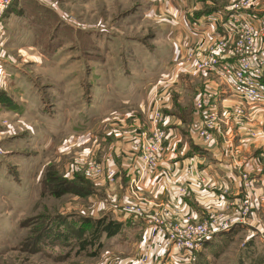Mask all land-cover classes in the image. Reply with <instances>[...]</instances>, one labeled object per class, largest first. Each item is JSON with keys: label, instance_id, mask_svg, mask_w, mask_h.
<instances>
[{"label": "rangeland", "instance_id": "374dc122", "mask_svg": "<svg viewBox=\"0 0 264 264\" xmlns=\"http://www.w3.org/2000/svg\"><path fill=\"white\" fill-rule=\"evenodd\" d=\"M178 1L184 4L183 12L174 8ZM24 4L37 7L30 17L24 12L19 17L24 42L14 52L31 79L30 90L20 92L28 103L16 104L0 90L16 104L15 109L0 106V264H177L172 261H177L173 244L180 242L190 225L204 221L235 225L204 241L199 251L191 254L190 264L195 255L200 264H264V216L261 224L252 218L255 177L247 166L253 157L233 151L242 147L240 142L232 144L236 138L251 143L263 139L264 131L253 126L258 118L264 119V104H249L229 94L218 75L202 66L215 50L212 44L219 38L211 36H218L216 32L207 41L196 39L189 44L179 43L169 34L170 28L184 24L189 17L220 26L231 8L246 10L244 15L247 12L254 18L264 15V0H20L23 9ZM210 8L218 10L195 16ZM43 13L50 14L45 15L47 23L40 21ZM31 16L45 32L38 35ZM65 29L69 30L66 34ZM261 38L253 39L255 47L257 41L264 48ZM227 40V47L235 51L238 39ZM47 46L49 54L43 50ZM178 51L184 59L172 63L173 53ZM230 60H226L229 65L233 64ZM167 69L175 70L176 77L185 82L191 78L200 81L202 87L206 85L194 102L192 93L181 91L179 107L171 109L181 115L184 129L190 122L189 114L195 111L198 121L194 132L208 149L221 142L227 145L226 164L238 176L243 191L238 209L229 207L232 218L224 200L214 203L196 220L185 203L178 201L173 207L150 202L141 184L132 185L131 178L127 182L122 172L118 177L114 170V182L107 180L105 168L112 167L107 151L114 133L137 132L130 140L139 138L134 144L139 154L138 142L149 130L152 109L159 106L162 111L157 94L147 100V90ZM207 96L209 104L197 108V102ZM231 125L241 137L234 134ZM222 127L227 130L222 132ZM204 131L211 134V139L200 136ZM84 134L89 137L82 139ZM103 158L106 160L101 161ZM259 158L254 162L264 165V153ZM93 166L100 172L93 171ZM157 169L158 164L151 176ZM188 172H182L184 185L175 189L179 198L188 196L191 190L203 193L198 197L209 194L213 185L204 171L197 170L200 183L191 180ZM115 180H119L122 199L124 195L128 200H119L116 206L131 211L130 215L147 214L153 219L150 231L141 233L133 226L129 227L135 228L133 233L131 229L125 235L120 231V244L125 246L112 244L118 235H92L93 229L85 225L86 221H116L107 213L108 204L98 201L104 196L108 202L115 201ZM83 225L86 229L78 235ZM127 226L122 225V229ZM57 229L58 237L51 244L47 238L42 241H47L42 249H36L35 240ZM99 237L102 245L98 248ZM83 240L85 248L81 251ZM156 241L158 248L152 252ZM205 242L208 245L204 246Z\"/></svg>", "mask_w": 264, "mask_h": 264}, {"label": "crops", "instance_id": "0c3cea01", "mask_svg": "<svg viewBox=\"0 0 264 264\" xmlns=\"http://www.w3.org/2000/svg\"><path fill=\"white\" fill-rule=\"evenodd\" d=\"M183 6L184 4L178 1V4H176L174 8H176L177 12H183ZM22 11L24 12V9L20 6V0H14L12 5L6 11L0 12V90H4L6 93H8L16 104L28 103L26 96L23 100V94L20 92L22 89H24V91L28 90V88H30L29 82L31 83V79L28 77V75H26V70H24L20 64L22 63L20 62L21 59H19V57L14 53L15 50L18 51V49H20V44L24 42L23 37L21 36L23 34L22 29H24V27L19 21V17L24 15V13H21ZM168 11L175 13V9L172 8H168ZM186 11H189V9ZM19 23L21 26H19ZM177 26L178 25H175L176 28H170L171 31L169 34L171 37H177L176 40L179 43L183 41L189 44L196 39L207 41L209 36L215 32L216 34L218 33V26L216 24L210 26L208 22L196 20L193 17H189L187 22L181 24L178 27ZM200 31H206L207 33L205 32L200 35ZM28 45L29 42L25 46ZM182 59H184V54L178 51L173 53L171 62L175 63L176 61ZM230 62H232V60H230ZM144 71L146 72V70ZM174 72L175 70L167 69L159 73V76L157 75L159 77L157 83L150 85L147 90V100H149L151 96L153 97L154 94H157L162 107V114L164 116V125L166 127L167 135L163 142L162 150L159 154L158 169L153 176L146 177L140 182L142 189L141 191L150 202L158 204L166 203L168 205L172 204L173 207L179 204L178 201L181 202V204L185 203L188 209L191 210V213L196 220H200V218L203 217L205 213H207L208 208L213 207L214 203L224 200L226 203L225 206L227 207L226 211L227 213H231L229 217L232 218L234 216L232 214L234 213L229 210V207H231V209L234 207L238 209L239 204L243 200L241 199L243 191L241 184L239 183L238 176H235L231 168L226 164L225 157L229 156L226 154V150L228 151L227 145L221 142L217 147H213L211 149H208L206 146L202 145L201 139L198 138L196 132H194L198 121L195 111L194 113L189 114L190 122L187 124V129H184V120L181 119L179 112H177L178 115L174 114L171 107H179L177 99L179 98V93L181 91L192 93V101L194 102L200 93L199 90L202 87V83L200 81L196 82L191 78H188V81L186 80L185 82L184 79H179L176 77ZM178 76L181 78L184 77L182 74ZM219 79H221L220 81L227 87L229 91V88L223 81V78L219 77ZM31 94L32 93H30V95ZM232 95L234 96V94ZM127 115L130 114H126V116ZM148 122V125L150 126V121L148 120ZM253 127L264 131V119L261 121V118H258ZM229 128L234 132V134H236V136L241 137L239 135L240 133H235L233 125H231ZM222 129V132L227 130V128L224 127H222ZM263 134L264 132H262L263 139L259 138L254 143L247 142L244 138H236L233 143V139L229 140L234 145L239 142L242 144V147L237 146L233 148L234 152L240 154L242 153L243 155L247 154L248 156L253 157L252 162L250 161V164L247 166L251 172V175L255 177L253 179L255 185H253L252 188L255 211H252V218L260 224L263 222L262 217L264 216V173H261L260 170H264V165H261L258 161L257 163L254 162V158H259V155L264 153ZM230 135H232V133ZM136 136L137 132L131 133L129 131L128 133H125L120 132L119 130V132L116 131L114 133L112 141L108 145V163L112 165V168L115 170V173H117L118 177H121V174L118 173L122 172V176L123 178L126 176L125 178L127 179H124L127 182L129 178L135 175V168L137 169L139 164L138 155L134 148V144H136L139 138L137 140L135 139L136 141L132 139L134 142L130 140ZM214 136L216 137L215 132ZM86 137L89 136L84 134L82 139ZM104 160L106 159L103 158L101 161ZM258 160H260V158ZM186 170L189 171L188 173H190L191 180H194L195 182L196 179H198L197 174H199L197 173V170L204 171L203 173H205L207 176V181H210L213 185V189L210 190L209 194L204 192L206 196L198 197L203 193L198 194L197 191L191 190L188 192V196L179 198L180 195L176 193L175 189L179 185H184V183L181 181V176L182 172ZM237 171L238 169H236V172ZM123 178H121L122 181ZM118 181H116L113 189L114 196L112 198H114L115 201L109 199V196H106L107 199L110 200L109 202L108 200H105V196L103 198H99L98 201L108 204L109 209L107 213L111 214L116 221L122 223L123 225H128V228L121 230L124 235L128 229H131L129 228L131 226L136 227L137 231L141 233L150 231L149 229L151 227L147 214H141L139 216L130 215L132 214L131 211H124L121 206H116V204L121 201H128L125 199L124 195V198L122 199L123 193L121 192V186ZM121 185L124 184L121 182ZM125 185L123 188H125ZM150 186L151 191L149 192ZM134 229H131L132 233L134 232ZM119 234L113 239L112 244L118 246L127 245L120 244L122 239L121 234ZM258 239L263 242L262 239ZM158 245L159 244L156 241L153 244L154 248H152V252L158 248ZM162 255L163 252L161 249L159 259Z\"/></svg>", "mask_w": 264, "mask_h": 264}, {"label": "built area", "instance_id": "2783aa9c", "mask_svg": "<svg viewBox=\"0 0 264 264\" xmlns=\"http://www.w3.org/2000/svg\"><path fill=\"white\" fill-rule=\"evenodd\" d=\"M14 0H0V12L6 11ZM232 14L241 15L240 18L235 19L231 23L221 20L220 30L223 32H229L228 37H234L238 39L236 43L238 46L235 51L230 50L227 47V38L218 37L219 40L212 44L215 49L208 55V59L205 63H201L205 66L211 74L223 75L225 79L223 81L227 84L229 92L234 95L240 96L249 104L264 103V86L259 81L262 70L264 68V48L263 46L255 43L253 39L261 35V42L264 43V15L252 17V14H245L241 8L230 9ZM218 17V15H217ZM259 19V21H257ZM255 29L244 30L245 26L254 25ZM239 31V33L233 34L232 32ZM241 32V33H240ZM226 41V42H225ZM231 59L233 64L229 65L226 60ZM210 102L209 97H205L204 100L197 102V108H202L204 105H208ZM150 116L149 130L143 134L141 140L138 142V168H135V175L131 177L130 183L132 185H139L140 182L151 176L158 164L159 154L162 150L163 142L166 138L167 132L164 125V116L159 106L152 109ZM211 128V127H208ZM201 137L205 139H211V134L207 131L199 133ZM104 168V167H103ZM92 170L96 173L100 172L98 166H93ZM107 174V180L109 183L114 182L112 175L114 169L107 166L105 168ZM202 178L196 179V182L200 183ZM138 215V214H135ZM153 219H149V223L152 226ZM235 224H218L215 221L202 222L190 225L186 231L181 234L180 242L173 244L175 257L177 264H190L191 254L199 251L205 240H208L210 236L219 231H227Z\"/></svg>", "mask_w": 264, "mask_h": 264}, {"label": "trees", "instance_id": "16d2710c", "mask_svg": "<svg viewBox=\"0 0 264 264\" xmlns=\"http://www.w3.org/2000/svg\"><path fill=\"white\" fill-rule=\"evenodd\" d=\"M24 7H25L24 13L26 15L28 14V16L30 15V13H32V15H33V13H35V11L37 10V7L32 5V4H24ZM216 10H218V9L217 8H215V9L210 8L208 10L195 13V16L199 17L200 15L202 16V14L210 15L213 12H215ZM42 11L45 12L44 10H42ZM21 13L23 14V11ZM43 14H44V19L40 20V21H43V22L47 23L45 21V15H47V14L50 15V14L49 13H43ZM34 16L33 17L31 16V21L34 23V26H36V31H38V35H40V34H42L45 31L43 29V26H41L40 24H38V23H36L34 21ZM68 32H69V30L65 29V34L68 33ZM48 46H47V48H44L43 50H44V52L49 54V53H51V50L48 49ZM260 82H261V85L264 86V73H263L262 78L260 79ZM0 106L7 107L9 109H15L16 104L9 97L4 95L3 92H0ZM60 224L61 223H58V226ZM85 225L86 226L88 225V226H90V228L93 229L91 231L92 235L96 234V232H97V233H102V234H99V235H103V236H105L107 238H110V237H113V236H116V235L119 234V232L122 230V225L123 224L122 223H118V222H116L114 220H106V221L105 220H99V221H94L93 223H91L90 221H86ZM85 225H83L82 228L79 229L80 231L78 232V235H83L82 232H84V230L86 229V228H84ZM55 232L58 233L59 232L58 229H57V231H54L52 233H50V231L48 230V233H44V234H46L45 236H43L42 238L40 237L39 239L35 240L36 249H40L41 250L42 247L44 246L45 242H47V241H45V242H42V241L47 239V238H49V243L51 244L52 239H56L58 237V234H55ZM86 232H88V229H87ZM101 238L99 237V240H98V243H97V247L98 248H99L100 245H102V242L100 243V239ZM94 239H96V236L94 237ZM205 245H208L207 242L204 243V246ZM80 247H81V251H84V248H85L84 240L80 244ZM193 264H200L197 255H195V257H194Z\"/></svg>", "mask_w": 264, "mask_h": 264}, {"label": "bare ground", "instance_id": "6f19581e", "mask_svg": "<svg viewBox=\"0 0 264 264\" xmlns=\"http://www.w3.org/2000/svg\"><path fill=\"white\" fill-rule=\"evenodd\" d=\"M244 11H246V10H244ZM230 12H231V11H230ZM230 12L228 13L227 18L225 19V21H226L228 24L231 23V22H233L235 19L240 18V16H241V15H235V14H232L231 17L228 18ZM245 14H248V13L246 12ZM249 28L255 29L256 26H255V24H254V25H248V26H245V27H244V30H247V29H249ZM258 28H259V27H258ZM252 29H251V30H252ZM218 30H219V32L217 33L218 36H213V37H217V38H218V37L220 36V38H223V37H226L227 39H229V38H234L233 36H232V37H228V35H227V34H229L228 31H227V32L225 31V32H223L222 34H220L221 31H222V30H220V26H218ZM237 32L239 33V31H234V32H232V33L235 34V33H237ZM240 33H241V32H240ZM213 37H212V38H213ZM226 62H227V61H226ZM227 63H228V62H227ZM229 64H230V63H229ZM263 71H264V68H263V70H262V75H263ZM217 75H218V77L225 79L223 75H219V74H217ZM262 75H261L260 79L262 78ZM260 79H259V81H260ZM237 96H238V95H237ZM238 97H240V96H238ZM262 104H264V103H262ZM205 241H208V240H205Z\"/></svg>", "mask_w": 264, "mask_h": 264}]
</instances>
